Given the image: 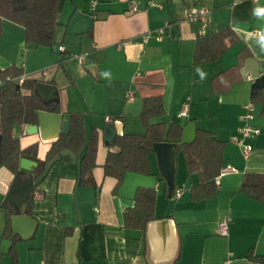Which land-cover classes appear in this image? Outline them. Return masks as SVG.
I'll return each instance as SVG.
<instances>
[{
  "label": "crops",
  "instance_id": "obj_1",
  "mask_svg": "<svg viewBox=\"0 0 264 264\" xmlns=\"http://www.w3.org/2000/svg\"><path fill=\"white\" fill-rule=\"evenodd\" d=\"M200 3L211 8L212 23L204 35L198 22L183 19L187 8ZM58 20L53 44H33L21 50L22 59L24 29L3 19L0 68L13 64L22 69L19 77L56 86L47 103L59 107L50 111L61 115L58 133L67 131L72 113L83 115L86 138L97 131L94 184H79V155L73 152L40 174L36 161L18 176L24 181L32 175L34 189L17 210L7 196L15 174L0 166V264H222L225 259L250 264L249 253L264 255V204L238 190L245 172L264 173V112L250 97L253 80L264 73V0H65ZM205 39L225 47L217 58L197 61V44ZM61 45L65 51L58 50ZM76 54L84 56L82 64L72 58ZM36 57L41 60L35 62ZM147 97L163 102L164 114L154 122L178 124L181 136L194 122L195 129L211 131L224 142L222 168L234 170L220 171L211 197L192 198L191 187L200 178L188 171L180 146L171 195L152 150L150 173L128 171L114 190L116 178L103 169L107 153L115 150L104 139V127L112 123L116 135L144 133L140 113ZM250 101L254 117L249 123L260 132L244 139L253 147L244 158L237 139ZM26 127L16 124L14 137L20 148L37 143L43 160L58 133L42 136ZM139 187L156 192V217L145 231L123 226V213L133 206ZM14 214L32 220L18 221L14 229ZM223 218H229L227 235L218 233Z\"/></svg>",
  "mask_w": 264,
  "mask_h": 264
},
{
  "label": "trees",
  "instance_id": "obj_2",
  "mask_svg": "<svg viewBox=\"0 0 264 264\" xmlns=\"http://www.w3.org/2000/svg\"><path fill=\"white\" fill-rule=\"evenodd\" d=\"M59 0H0V36L3 19H8L21 25L24 29V42L37 46H51L56 27L59 25ZM206 38V37H205ZM221 38V37H220ZM223 40V37H222ZM199 42L196 47L197 61L217 58L225 45L217 47ZM22 75V69L11 64L0 68V166L7 167L16 174L19 170L21 157L38 162L35 171L40 174L48 164L69 158L73 152L78 159V180L82 185H93L92 168L96 165L97 131H91L88 138L85 135L83 115H69V125L65 132H60L46 151L43 160L37 157V143L20 148L18 139L13 135L16 124L28 125L37 122V111H58L57 104H43L35 93L36 79L26 78L21 83L17 78ZM23 89H29V94H23ZM251 101L262 105L264 112V73L255 78L250 88ZM164 114L161 97L143 99L141 120L145 130L142 134L122 133L116 135L112 146L115 150L107 153L103 164L104 174L116 178L114 190L120 185L126 172L150 173L151 146L156 142H180L181 126L172 122L166 124L153 119ZM224 142L217 139L213 132L196 128L192 141L180 143L189 172L199 175L200 182L191 187V195L195 200L209 198L215 194L217 185L215 178L223 166ZM83 148L82 153L81 149ZM44 175V173H43ZM42 175V176H43ZM240 191H244L253 199L264 204V173L245 172ZM156 192L153 188L139 187L136 189L132 207L123 213V226L145 231L148 223L155 219ZM30 211V208L26 210ZM8 214L11 213L9 209ZM253 262L264 263V255L248 254Z\"/></svg>",
  "mask_w": 264,
  "mask_h": 264
},
{
  "label": "water",
  "instance_id": "obj_3",
  "mask_svg": "<svg viewBox=\"0 0 264 264\" xmlns=\"http://www.w3.org/2000/svg\"><path fill=\"white\" fill-rule=\"evenodd\" d=\"M65 0H59L57 10L60 12ZM53 49L56 50V46L53 45ZM56 91V86L47 82L37 81L35 84V93L39 96L43 104H47L51 98V93ZM61 115L59 113L50 112L47 110L37 111V122L34 124H28L26 127L27 132H37L43 136L44 132L55 131L59 132ZM195 124L189 122L185 125L181 141L180 142H156L151 146V150L155 153L157 158V164L161 175L164 177L167 184L168 195L172 194L174 189V172H175V153L180 143H186L193 140L195 136ZM59 134V133H58ZM57 134V136H58ZM116 136L115 126L112 123H107L104 127V139L106 142L112 145ZM37 162L25 157L20 158L19 167L20 170L15 174L11 183L7 196L13 201L16 209L18 210L23 201H25L29 194L34 189L33 176L27 180H19L18 176L25 170H32ZM32 218L29 215L14 214L11 217L13 228L16 229L18 221ZM258 264V263H250Z\"/></svg>",
  "mask_w": 264,
  "mask_h": 264
},
{
  "label": "built area",
  "instance_id": "obj_4",
  "mask_svg": "<svg viewBox=\"0 0 264 264\" xmlns=\"http://www.w3.org/2000/svg\"><path fill=\"white\" fill-rule=\"evenodd\" d=\"M96 1L92 2L93 7L95 6ZM135 9V8H133ZM183 19L187 20V21H193V22H198L199 26H200V30H199V34L204 35L208 32L209 27L211 26L212 23V19H211V8L208 7L207 5L200 3V4H196L193 5L189 8H187L184 11L183 14ZM261 32L258 31L256 32V34H260ZM143 41H146L148 36L147 35H143ZM159 39V36L157 37ZM129 40H125L122 42L118 43V46L123 45L128 43ZM58 50L59 51H65L64 46H58ZM72 58L74 60H76L78 63L82 64L83 63V59L84 56L80 55V54H76L74 56H72ZM43 74H46V70H42ZM18 82L21 83L23 81L22 77H18L17 78ZM128 98H131L130 94H127ZM244 109L245 112L243 114V119L245 120V122L240 126L239 128V132L241 133V138L237 139V143L239 145H241L242 147V156L244 158H247L250 154V152L252 151L253 147L251 143H245L244 139H250L253 138L254 136H256L259 132L260 129L256 126H253L249 123V121L251 119H253L254 114H253V110H254V105L253 102H248L244 105ZM181 115H186V106L181 110ZM106 119L108 120L109 118L106 117ZM234 168L231 167L230 165H226L224 168L221 169V173H225V172H229V171H233ZM181 192L180 188H177L175 190V196H179ZM228 220L229 218H223L218 222L217 228H218V233L221 235H227L228 233ZM229 260L225 259L222 264H228Z\"/></svg>",
  "mask_w": 264,
  "mask_h": 264
},
{
  "label": "rangeland",
  "instance_id": "obj_5",
  "mask_svg": "<svg viewBox=\"0 0 264 264\" xmlns=\"http://www.w3.org/2000/svg\"><path fill=\"white\" fill-rule=\"evenodd\" d=\"M32 45L33 44H31V43H25L24 42V45L21 47V49H20V57H22V59H24L25 58V53H23L21 50H26V48H32ZM34 48V47H33ZM32 50H34V49H32ZM24 57V58H23ZM41 60V58H39V57H36L35 59H34V61L35 62H37V61H40ZM23 61V60H22ZM178 154H181V152L179 151V153Z\"/></svg>",
  "mask_w": 264,
  "mask_h": 264
},
{
  "label": "clouds",
  "instance_id": "obj_6",
  "mask_svg": "<svg viewBox=\"0 0 264 264\" xmlns=\"http://www.w3.org/2000/svg\"><path fill=\"white\" fill-rule=\"evenodd\" d=\"M261 49L264 50V42L261 43Z\"/></svg>",
  "mask_w": 264,
  "mask_h": 264
}]
</instances>
